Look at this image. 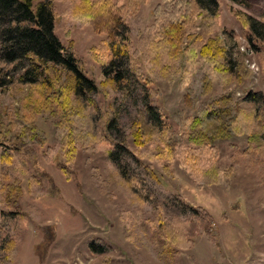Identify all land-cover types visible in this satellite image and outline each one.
Returning a JSON list of instances; mask_svg holds the SVG:
<instances>
[{
  "label": "rangeland",
  "instance_id": "obj_1",
  "mask_svg": "<svg viewBox=\"0 0 264 264\" xmlns=\"http://www.w3.org/2000/svg\"><path fill=\"white\" fill-rule=\"evenodd\" d=\"M160 1L142 3L131 21L132 53ZM219 2V32L212 38L235 54L246 53L250 75L244 85L213 78L205 86V63L189 54L163 74L142 60L141 68L151 81L146 96L132 77L123 86L103 78L93 53L105 36L72 14L70 0H54L55 33L63 45L73 43L87 77L96 83L92 98L101 123L96 141L79 140V152L66 175L60 146L66 126H61L56 108L31 114L29 87L0 90V264H264V140L232 135L218 141L220 168L233 172L221 184L202 189L172 147L173 140L183 138L198 108L233 92L235 97L250 90L264 93V43L254 49L236 16L243 12L264 24V0ZM146 103L162 110L168 129L154 133L140 150L132 124ZM110 119L114 121L107 127ZM81 121L79 130L87 133L90 124ZM263 126L264 120L255 133ZM23 128L28 145L15 152L3 138L4 131L20 133ZM36 134H42L43 143L33 138ZM111 150L156 201L181 194L211 215L212 227H201L191 213L180 216L178 221L198 226V234L186 236L184 246L171 245L170 225L152 203L134 197L107 157ZM12 192L15 203L8 199ZM14 206L27 215L25 225L15 226L6 218Z\"/></svg>",
  "mask_w": 264,
  "mask_h": 264
},
{
  "label": "trees",
  "instance_id": "obj_2",
  "mask_svg": "<svg viewBox=\"0 0 264 264\" xmlns=\"http://www.w3.org/2000/svg\"><path fill=\"white\" fill-rule=\"evenodd\" d=\"M146 1L70 0L72 14L88 22L95 33L105 36L102 45L93 53L105 80L123 86L132 77L149 96L151 81L141 68L142 60L154 72L163 74L178 60L191 54L199 55L205 63V86L210 85L213 78L236 87L244 85L250 75L246 53L238 51L235 54L212 38V34L219 30V0H161L152 11V24L140 36L138 48L132 53L130 24ZM236 16L245 31V39L258 49L259 44L264 43V24L243 12ZM55 22L54 0H0V90L29 87L32 90L31 114L44 108H56V115L62 117L61 126H66L62 130L60 146L65 163L62 169L69 175V167L79 152V140L96 141L95 131H99L101 116L92 98L98 87L87 77L84 61L77 56L73 43L65 46L56 35ZM81 119L90 124L87 133L79 130ZM262 120L263 92L250 90L239 97H235L234 92L229 93L198 108L196 116L185 127L183 138L173 140L172 147L199 188L219 185L233 170L225 172L220 168L221 151L217 142L228 140L232 135L264 140V126L258 134L255 133ZM113 121L110 119L107 127ZM132 129L133 141L141 150L154 133L165 132L168 124L159 107L146 103ZM4 133L7 135L3 138L12 145L10 149L13 151L19 152L24 148L22 146L28 145L25 128L20 133L12 129ZM33 138L38 143L44 141L42 134ZM107 157L134 197L152 203L164 224L170 225L171 245L184 246L186 236L198 234V226L191 221H178L180 216L191 213L198 218L201 227H212L213 219L204 208L189 203L181 194L156 201L140 179L134 180V176L118 163L115 150L109 151ZM13 193L8 199L15 203ZM14 207L6 218L15 226L25 225L27 215L19 206Z\"/></svg>",
  "mask_w": 264,
  "mask_h": 264
}]
</instances>
